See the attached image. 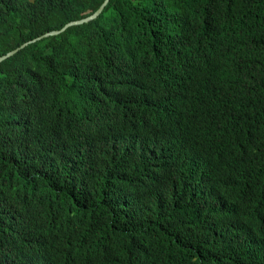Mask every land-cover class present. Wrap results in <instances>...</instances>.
<instances>
[{"label": "trees", "instance_id": "trees-1", "mask_svg": "<svg viewBox=\"0 0 264 264\" xmlns=\"http://www.w3.org/2000/svg\"><path fill=\"white\" fill-rule=\"evenodd\" d=\"M104 2L0 0V56L29 42L0 63V229L19 237L0 248L33 240L7 264H34L46 238L85 245L130 211L152 219L163 261L243 249L236 264H256L236 236L264 208V0H109L32 42ZM147 100L188 114L147 129Z\"/></svg>", "mask_w": 264, "mask_h": 264}, {"label": "clouds", "instance_id": "clouds-1", "mask_svg": "<svg viewBox=\"0 0 264 264\" xmlns=\"http://www.w3.org/2000/svg\"><path fill=\"white\" fill-rule=\"evenodd\" d=\"M236 96H238L237 99H240V94L237 91H235V100H237ZM186 107L187 103L185 100L181 102L171 100L165 104L155 102L154 100H147V102L144 101V104L140 106L139 109L142 114L136 120L147 129H152L149 125L150 120L160 118L163 121H167L176 116L187 115L188 111ZM180 145L181 143H178L177 148L171 152L169 160L173 163L178 156ZM234 151V148L227 151L228 157L232 162L235 161V164L242 160L247 162L246 158L248 156L244 155L243 158ZM196 204L205 206V201H200ZM207 204L208 206H212L209 203ZM213 208L215 209V207ZM247 218L251 222V227L243 229L239 236H236V239L244 245L245 250L250 255L258 257L256 264H264V208L259 209L254 215H250ZM19 219L25 221L23 217ZM151 220L150 218L141 220L134 212L130 211L118 227L113 228L109 225L104 231H99L100 237L98 238L87 236L85 238L87 241L85 245L81 241L77 246V243L66 241L63 237L56 240L54 238H46L34 242L50 243V248L43 249L41 246L38 248L37 251L43 253V256L35 259L34 264H174L170 261H163L159 257L158 251L161 245V238L157 231L148 227L154 224L150 222ZM19 227L20 235L24 234L27 224L20 225ZM12 228L0 229V241L8 236L7 242L11 239L19 238ZM23 239L33 244L32 236H25L21 239L20 248L16 251L11 248L12 242H10L8 249L0 248V264H7L16 260L17 253L21 249L23 250L22 253L28 251L27 246L22 241ZM240 250L243 249H237L231 255L229 254L230 258H228V255L227 258L221 259L217 255V262L215 264H236ZM197 262V264H203V260Z\"/></svg>", "mask_w": 264, "mask_h": 264}, {"label": "water", "instance_id": "water-1", "mask_svg": "<svg viewBox=\"0 0 264 264\" xmlns=\"http://www.w3.org/2000/svg\"><path fill=\"white\" fill-rule=\"evenodd\" d=\"M108 1L109 0H105V2L103 3V5L95 13H93L92 15H90V16H88L86 18H83L81 20L72 21V22L66 24L61 30H56V31H52V32L46 33V34H44V35H42V36H40V37L32 40V42L33 41H36V40H39V39H42V38H45V37H48V36L57 35V34L63 32L66 28H68L70 26L80 25V24L88 23V22L94 20L102 12L104 6L108 3ZM28 43H25L22 46H20L19 48L15 49V50H13V51H11L9 53H7L4 56H1L0 57V62H2L3 60H5L8 57L14 55L17 51H19L21 48H23L24 46H26Z\"/></svg>", "mask_w": 264, "mask_h": 264}]
</instances>
